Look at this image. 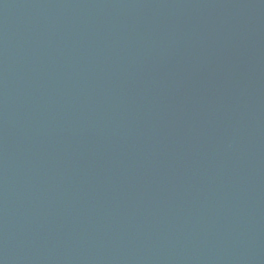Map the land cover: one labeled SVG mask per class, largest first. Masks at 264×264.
Returning a JSON list of instances; mask_svg holds the SVG:
<instances>
[{
	"label": "water",
	"instance_id": "1",
	"mask_svg": "<svg viewBox=\"0 0 264 264\" xmlns=\"http://www.w3.org/2000/svg\"><path fill=\"white\" fill-rule=\"evenodd\" d=\"M263 88L264 0H0V264L106 236Z\"/></svg>",
	"mask_w": 264,
	"mask_h": 264
}]
</instances>
